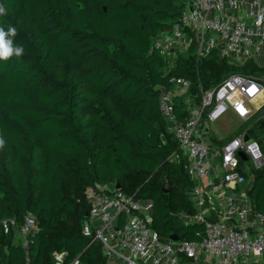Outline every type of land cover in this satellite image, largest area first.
Listing matches in <instances>:
<instances>
[{"label": "trees", "instance_id": "trees-1", "mask_svg": "<svg viewBox=\"0 0 264 264\" xmlns=\"http://www.w3.org/2000/svg\"><path fill=\"white\" fill-rule=\"evenodd\" d=\"M186 0H0V27L16 29L20 57L0 60V219L33 214L28 264H108L99 240L83 232L90 188L113 186L151 200V226L162 239L201 240L202 223L187 193L196 182L160 110L172 77L215 88L228 76H262L255 60L233 64L216 50L197 58L195 44L171 66L155 38L178 21ZM175 103L178 118L189 112ZM217 143L238 136L242 125ZM253 122V123H252ZM259 133V131L257 132ZM251 134V133H250ZM256 139V138H255ZM172 157H175L172 158ZM247 195L264 211V167ZM216 218L212 216L210 219ZM27 252L0 222V264H27Z\"/></svg>", "mask_w": 264, "mask_h": 264}, {"label": "built area", "instance_id": "built-area-1", "mask_svg": "<svg viewBox=\"0 0 264 264\" xmlns=\"http://www.w3.org/2000/svg\"><path fill=\"white\" fill-rule=\"evenodd\" d=\"M194 44L197 58L216 50L233 64L256 61L264 53V0H186L178 21L155 38L152 50L174 66L178 55L189 53ZM170 82L173 89L162 91L160 110L187 157V172L196 182L187 193L195 198L197 213L186 220L202 223L203 237L198 241L162 239L151 226L152 201L108 185L86 191L91 208L83 232L91 236L90 243L101 242L108 264L113 255L122 264L257 263L264 257V211L253 210L247 191L239 184L244 181L241 171L247 167L243 162L264 167V141L250 135V124L227 142L211 144L205 139L209 128L201 122H215L228 112L241 123L255 114L256 121L264 120V100L258 107L253 105L264 97V78L232 74L213 89L204 91L200 86L201 100L186 107L189 115L185 120L178 118L174 96L177 92L190 94L191 82L176 76ZM247 172L250 176L252 170ZM212 216L216 218L210 219ZM0 222L5 233L14 234V242L25 249L28 264L37 218L27 213L21 225L15 218ZM66 256L64 251L55 252L52 264H79V255L69 262Z\"/></svg>", "mask_w": 264, "mask_h": 264}, {"label": "rangeland", "instance_id": "rangeland-1", "mask_svg": "<svg viewBox=\"0 0 264 264\" xmlns=\"http://www.w3.org/2000/svg\"><path fill=\"white\" fill-rule=\"evenodd\" d=\"M261 62L264 63V60H261ZM200 100H201L200 94H197V97H193L192 95H190L188 93L177 92L174 96V103L180 104L183 107H189V105H198ZM263 100H264L263 97H259L258 99H256L253 102V105L255 107H258L262 104ZM257 118H258V116H256L252 121L255 123ZM239 121L240 120H237V119L223 118L221 120V124L215 123V125H213V129L215 131L220 132V134L223 136H228V135H231L233 133L232 131L236 130L235 127H236L237 123H239ZM239 125L241 126L240 123H239ZM248 126H249V123L242 125V130L246 129ZM258 131H259V133H257ZM250 133H251L250 135L253 138H256L260 142L264 141V120L262 119V120L258 121L254 126V132H250ZM172 158L175 159V157H172ZM241 165L242 166L247 165V167L245 170L241 171V175L243 176L244 181L241 184H239V186H240V188L242 187L245 191H247V189H249L248 188L249 185H251V183L253 182L254 171L257 172L263 168H256L249 161L243 162ZM248 168H250L252 170L250 176L248 175V172H247ZM192 199H193L194 205L196 206L195 198L193 197ZM112 257L117 258L118 262L121 261L117 256L113 255V256H111V258ZM258 264H264V257H262L258 260Z\"/></svg>", "mask_w": 264, "mask_h": 264}, {"label": "clouds", "instance_id": "clouds-1", "mask_svg": "<svg viewBox=\"0 0 264 264\" xmlns=\"http://www.w3.org/2000/svg\"><path fill=\"white\" fill-rule=\"evenodd\" d=\"M6 10L3 5H0V15H5ZM16 29L9 27L7 31L3 27H0V60H8L9 58L16 56L20 57L24 49L20 46H14L11 37H15ZM5 141L0 139V148H3Z\"/></svg>", "mask_w": 264, "mask_h": 264}, {"label": "crops", "instance_id": "crops-1", "mask_svg": "<svg viewBox=\"0 0 264 264\" xmlns=\"http://www.w3.org/2000/svg\"><path fill=\"white\" fill-rule=\"evenodd\" d=\"M261 60H264V53H263L261 56H259V57L257 58V60H256V62H257L261 67H264V63H262ZM260 77L264 78V74H263L262 76H260ZM263 98H264V97H263ZM223 118H227V119H236V118L233 116V114H232L231 112H228L227 114H225L223 117H221L220 119H218V120L215 121V122H209L207 119H203V120H202V122H201V126H202V127H208V128H209V132H208V134L205 135V139H206V141H208V143H211V144H215V145H217V144H218L217 142H218L220 139H223L224 137H226V136L221 135L220 132L215 131V130L213 129V125H215V123H220V124H221V120H222ZM239 123L241 124L240 121H239ZM239 123H237V125H236L235 128H237V127L239 126ZM232 132H234V131H232ZM240 134H241V133H240ZM216 182L219 184V183H220V180L217 179ZM119 261H120V260H119ZM110 264H122V262H121V261L118 262V259H117V258L112 257V258H110ZM200 264H201V263H200ZM251 264H258V262H257V263H256V262H251Z\"/></svg>", "mask_w": 264, "mask_h": 264}, {"label": "water", "instance_id": "water-1", "mask_svg": "<svg viewBox=\"0 0 264 264\" xmlns=\"http://www.w3.org/2000/svg\"><path fill=\"white\" fill-rule=\"evenodd\" d=\"M248 139H249V135L246 134V135L244 136V140L247 141ZM241 155H242V157H243L244 159H246V156H245L243 153H241ZM115 188H116V189H120L119 184H117V185L115 186ZM115 229H118V227L116 226ZM170 238H171V240H173V241H178V240H179V237L176 236V235H171Z\"/></svg>", "mask_w": 264, "mask_h": 264}]
</instances>
